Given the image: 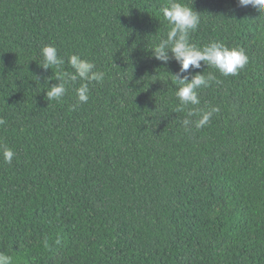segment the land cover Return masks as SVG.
Instances as JSON below:
<instances>
[{
	"label": "trees",
	"instance_id": "16d2710c",
	"mask_svg": "<svg viewBox=\"0 0 264 264\" xmlns=\"http://www.w3.org/2000/svg\"><path fill=\"white\" fill-rule=\"evenodd\" d=\"M169 2L0 0V146L14 152L0 154V253L12 264H264V13L179 0L200 14L191 44L248 63L228 77L190 68L215 79L177 112L179 65L150 52ZM44 46L62 69L41 68ZM72 54L104 74L76 107L82 81L60 101L45 94ZM213 107L197 129L189 110Z\"/></svg>",
	"mask_w": 264,
	"mask_h": 264
},
{
	"label": "clouds",
	"instance_id": "9594fccd",
	"mask_svg": "<svg viewBox=\"0 0 264 264\" xmlns=\"http://www.w3.org/2000/svg\"><path fill=\"white\" fill-rule=\"evenodd\" d=\"M237 6L240 8L252 7L259 13H264V0H237ZM163 18L170 25V31L167 37L162 39L151 52L152 58L168 64L170 61H175L179 65V72L171 74L176 84L175 95L179 101V106L176 108L177 112H182L189 105L196 106L200 104L197 90L200 88H207L210 82L215 79L212 74L207 77L198 72L194 75H184L189 72V69H201L202 67H212L216 69L222 76H234L239 70L243 69L248 63V57L242 49L228 48L220 42H211L210 44L197 47L189 42V33L197 30L200 24V14L188 7L179 0H170L168 6L161 10ZM41 56L43 59L44 70L56 66L62 69L65 61L58 57L57 49L54 46H44L41 49ZM68 65L73 70L72 72L61 71L57 76V83L48 87L45 92L49 101H60L66 94V84L69 82L76 83L78 80L82 81L80 86L76 89L77 105L79 103H87L89 100V84L92 82H101L104 79L102 72L95 71V65L82 59L77 54H72L68 57ZM51 80L47 78L45 83ZM218 107H213L208 111H196L190 109L189 117L199 118L195 120V127L197 129L205 127L209 124L214 113L219 112ZM5 123L0 119V125ZM185 130L188 126L193 124V120L184 119L182 121ZM2 147L3 160L11 164L14 152L6 147ZM0 264H12V258L8 255L0 253Z\"/></svg>",
	"mask_w": 264,
	"mask_h": 264
}]
</instances>
